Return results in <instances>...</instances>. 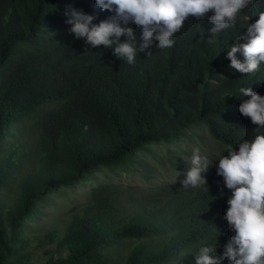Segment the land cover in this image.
I'll list each match as a JSON object with an SVG mask.
<instances>
[{
	"label": "trees",
	"instance_id": "obj_1",
	"mask_svg": "<svg viewBox=\"0 0 264 264\" xmlns=\"http://www.w3.org/2000/svg\"><path fill=\"white\" fill-rule=\"evenodd\" d=\"M70 8L96 16L93 23L112 16L95 0H0V264H195L206 245L222 256L235 234L223 219L231 191L222 177L207 188L176 183L135 199L100 183L57 226L32 222L52 193L101 170L127 172L151 146L201 130L236 151L252 139L257 126L238 111L247 99L239 88L264 96V63L243 76L227 52L264 0L212 44V13L189 17L173 47L153 40L152 55L138 52L133 64L75 38ZM127 27L139 45L141 29Z\"/></svg>",
	"mask_w": 264,
	"mask_h": 264
},
{
	"label": "clouds",
	"instance_id": "obj_2",
	"mask_svg": "<svg viewBox=\"0 0 264 264\" xmlns=\"http://www.w3.org/2000/svg\"><path fill=\"white\" fill-rule=\"evenodd\" d=\"M254 0H95V5L112 13V16L93 23L96 16L77 9L66 10L71 25L70 32L77 39H85L93 48L103 46L113 49V54L128 64L135 62L137 53H145L158 41L159 49L174 46L173 37L182 29L189 17L204 20L209 12V30L214 38L233 27L241 12ZM255 23L247 24L244 35L237 37L227 52L230 67L244 75L259 71L264 63V11L258 14ZM244 19H249L244 17ZM135 24L141 29L142 42L137 44L133 29ZM124 25V26H122ZM121 37L126 39L121 42ZM241 41H244L241 43ZM147 56L152 55L146 52ZM243 56V61L238 55ZM242 99L239 113L256 125L253 138L239 143V151L227 146V155H220L216 174L223 178L224 186L231 191L227 200V211L223 217L229 229L235 234L230 237L222 256L216 255V246L199 248L195 264H222L224 259L230 264H264V96L251 87L239 88ZM209 160L194 149L186 179L181 181L183 190L205 186L202 175L208 171Z\"/></svg>",
	"mask_w": 264,
	"mask_h": 264
},
{
	"label": "rangeland",
	"instance_id": "obj_3",
	"mask_svg": "<svg viewBox=\"0 0 264 264\" xmlns=\"http://www.w3.org/2000/svg\"><path fill=\"white\" fill-rule=\"evenodd\" d=\"M198 135L200 136H191L189 140L179 143L151 146V152L141 154V164L127 172L101 170L89 182L59 189L52 193L49 204L32 225L35 227L43 224L50 228L62 223L67 218L66 213L86 203L91 189L100 183L113 184L119 193L133 199L159 189L167 190L171 185L186 179L185 174L189 170L194 149H199L200 155L206 156L209 160L210 167L202 174L206 181L220 179L221 177L216 174V163L220 155H227V148L206 130L198 131Z\"/></svg>",
	"mask_w": 264,
	"mask_h": 264
}]
</instances>
